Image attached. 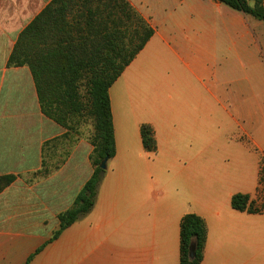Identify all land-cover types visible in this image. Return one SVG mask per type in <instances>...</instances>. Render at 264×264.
I'll list each match as a JSON object with an SVG mask.
<instances>
[{
    "label": "crops",
    "instance_id": "crops-1",
    "mask_svg": "<svg viewBox=\"0 0 264 264\" xmlns=\"http://www.w3.org/2000/svg\"><path fill=\"white\" fill-rule=\"evenodd\" d=\"M52 1L0 0V176H15L0 192V264L44 245L28 264H180L190 213L207 225L200 264H264V213L231 205L238 193L258 204L264 185V21L219 0H127L154 34L109 90L115 156L92 210L49 242L93 147L43 114L29 67L8 59ZM71 1L79 34H98L100 14L91 28L78 19L94 0Z\"/></svg>",
    "mask_w": 264,
    "mask_h": 264
},
{
    "label": "trees",
    "instance_id": "trees-1",
    "mask_svg": "<svg viewBox=\"0 0 264 264\" xmlns=\"http://www.w3.org/2000/svg\"><path fill=\"white\" fill-rule=\"evenodd\" d=\"M219 1L264 21L263 0H252L253 4L248 0ZM71 2L53 0L22 31L8 59L11 67H29L46 117L68 131L74 130L75 123L81 120L90 119L94 127L90 137L93 172L72 206L58 215L59 228L49 242L87 215L95 205L106 171L100 164L104 159H112L116 152L109 90L154 34L149 22L127 0H94L97 4L93 3V9L89 5L91 1L79 4L82 13L78 14V19L91 28L95 25L91 18L100 14L98 34L82 36L76 28L79 22L68 17ZM140 134L144 149L156 152L153 128L143 124ZM263 176L264 173L261 181ZM14 180L13 175L0 176V192ZM231 205L238 211L264 213V204L258 205L247 194L233 195ZM206 241L204 219L193 213L184 215L180 224V264H200ZM44 247L37 249L27 264Z\"/></svg>",
    "mask_w": 264,
    "mask_h": 264
},
{
    "label": "rangeland",
    "instance_id": "rangeland-1",
    "mask_svg": "<svg viewBox=\"0 0 264 264\" xmlns=\"http://www.w3.org/2000/svg\"><path fill=\"white\" fill-rule=\"evenodd\" d=\"M121 105H122V102H121ZM93 132H94V127H93L92 121L90 119L87 120L86 122H83L81 120L79 123H75V128H74V130H72V132L70 133V135L73 136V137L74 136L75 137H78V138L82 137L84 139H87L89 141V143H90V137L93 134ZM136 166H137V169L139 171H145L146 170L145 169V166L140 161H139V163ZM106 172H107V170L105 171V173ZM165 182H166V180H165ZM259 199H260V201H259L258 205L261 206V205L264 204V185L262 187V191L260 192Z\"/></svg>",
    "mask_w": 264,
    "mask_h": 264
},
{
    "label": "water",
    "instance_id": "water-1",
    "mask_svg": "<svg viewBox=\"0 0 264 264\" xmlns=\"http://www.w3.org/2000/svg\"><path fill=\"white\" fill-rule=\"evenodd\" d=\"M107 162L108 160L107 159H104L101 164H100V168L103 169V170H106L107 169ZM191 256H193V250L191 249Z\"/></svg>",
    "mask_w": 264,
    "mask_h": 264
}]
</instances>
